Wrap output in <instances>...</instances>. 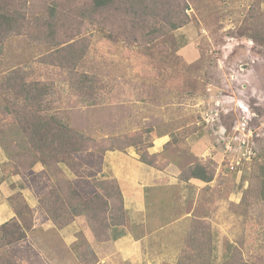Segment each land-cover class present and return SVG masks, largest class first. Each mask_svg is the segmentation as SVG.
Here are the masks:
<instances>
[{
	"label": "rangeland",
	"instance_id": "1",
	"mask_svg": "<svg viewBox=\"0 0 264 264\" xmlns=\"http://www.w3.org/2000/svg\"><path fill=\"white\" fill-rule=\"evenodd\" d=\"M89 1L0 0V12L12 14L20 28L0 37V83L10 72L23 70L28 82H41L52 89L45 103L50 112L97 141L98 146L103 145L100 141H106L105 146H123L136 139L144 148L152 145L155 135L167 133L173 146L164 147L161 161L169 163L170 154H174L181 173L202 164L212 174L211 182H203L200 192L191 188L183 209L171 210L170 205L165 213L156 209L150 256L143 260L139 256L138 264H182L187 256L184 264H264V197L260 191L264 181V45H256L246 35L252 28L264 30V0H177L179 14L173 20L187 16L188 23L174 35H161L157 41L146 37L140 44H128L121 35L111 33L110 26L101 24L104 31L92 30L85 21L77 36L87 46V57L78 71L96 78L93 99L77 93L70 82L71 70L54 56L56 49L77 37L70 28L74 21L64 20L63 28L69 29L54 41L44 38L46 19L53 8L59 17L67 13L68 6H88ZM114 23L121 25L120 21ZM14 97L12 91L4 95L0 90V213L7 211L9 199L19 200L15 196L39 200L44 194L46 200L67 212L71 182L66 171L78 178L82 173L87 176L88 171L79 176L78 168L66 164L50 168L33 164L24 135L13 124ZM199 137L203 148L196 154L192 149ZM131 149L136 147L126 151ZM88 179L81 182L85 194L92 185ZM92 191L80 196L98 192L96 188ZM111 200V210L116 211L118 199ZM15 204L9 207L15 210ZM17 215L26 238L4 246L0 232V264H9L10 259L35 264L39 256L31 246L38 239L25 234L34 224L33 215L24 210ZM1 217L0 225L10 219L9 215ZM75 221L82 228L71 246L77 262L90 261L89 250H97L98 245L102 257H116L111 256V241L104 245L95 241L85 217ZM129 222L131 226L133 222ZM13 233L19 236L20 231L16 228ZM106 234L115 239L113 231ZM48 241L50 249L56 245L52 250L60 252L53 235Z\"/></svg>",
	"mask_w": 264,
	"mask_h": 264
},
{
	"label": "trees",
	"instance_id": "2",
	"mask_svg": "<svg viewBox=\"0 0 264 264\" xmlns=\"http://www.w3.org/2000/svg\"><path fill=\"white\" fill-rule=\"evenodd\" d=\"M176 1L90 0L88 6L84 3L78 6L75 5L72 9L68 6L67 9L69 10L67 13L59 15V17L58 10L53 8V12L46 19L44 38L54 41L53 39L61 31L66 32L69 28H63L64 20L69 19L71 22L72 20L74 21V27H70L75 32L74 36L80 35L84 22L87 21L92 30L104 31V28L100 26L101 24L110 26L109 30L111 33L121 35L128 44H140L139 41L147 38L150 41H157L161 35L163 37L174 35L173 33L177 29L186 25L189 21L187 16H182L178 18L177 22H174L173 19L177 18L179 14L175 4ZM1 10L3 11V8ZM0 14V37L9 36L10 33L20 30L19 26L17 27L16 25V18H13L12 14H8L7 11L0 12ZM108 21L110 23H107ZM117 21L121 22L120 26L114 23ZM246 32V35L256 45H264V30L252 28ZM79 37L71 38L70 40H73L71 44H66L56 49L54 56L60 58L63 67L71 70L69 71L70 82L77 93L93 99L97 88L96 78L78 71V67L82 65L87 57V46L83 44ZM1 46L2 44H0V49L2 48ZM0 90L3 91L4 95L11 91L15 94L11 104L12 111L10 110L15 115L13 124L24 135L28 145L27 152L34 159L33 164H41L46 168H50L55 164H66L71 169L76 170L75 168H78L79 176L85 170V167H89L91 171L96 169L97 173H100L107 151H123L132 146L136 147L140 161L146 165L158 170H164L166 165L170 163L161 161V158L165 156V149L167 150L173 146L171 142L165 146L162 154L154 155L149 154L147 151L151 145L143 148L142 141L134 139L135 136H132L134 140L123 146H114V144L105 146L104 142L106 141H100L103 145L98 146L97 141L91 140V138L80 131L71 128L58 114L50 112V106L45 103L47 102L46 97L51 96L52 89L41 82H28L25 79L23 70H14L8 76H5L4 81L0 83ZM41 105H43V109ZM6 110L9 109L6 108ZM38 111L40 115L37 114ZM74 165L77 166L73 167ZM80 177H83V173ZM180 178L183 180L196 179L208 183L211 182L213 176L205 166L196 164L181 173ZM90 182L98 192L87 198H82L81 194L73 187V184H70L71 199L69 200L70 205L67 212H65L64 208L56 207V204L46 200V196H44L46 194L42 195L41 198L39 197V203L57 228L62 229L72 222V218L66 217L72 212L75 217L83 216L86 218L88 224L91 225L95 241L106 243L111 240V237L110 239L108 238L110 235L106 233L113 228L130 226L129 218H127L124 209L123 195L118 182L114 179L106 180L91 176ZM27 187L32 189L29 185ZM260 191L264 197L263 180ZM15 197L19 200H8L10 205L16 201V204L13 205L15 211L18 213L20 210H24L32 216V212L25 200L18 196ZM76 198L79 200H74ZM113 198L118 199L116 200L118 202L115 207L116 211L111 210L113 208L111 199ZM62 201L67 202V200ZM73 201H76L77 205H73ZM16 228L17 231H20L19 236H15L16 233H13ZM0 232H2L3 240L6 241L4 246L12 245L18 241L21 242L26 238L21 233L20 222L17 219L0 226ZM89 252L91 259L83 264H97L99 258L95 251L91 249ZM200 257L204 259L202 255ZM187 258L189 257L187 256ZM186 259L183 258L182 264L186 262ZM10 260L7 261L9 264H18L15 260Z\"/></svg>",
	"mask_w": 264,
	"mask_h": 264
},
{
	"label": "crops",
	"instance_id": "3",
	"mask_svg": "<svg viewBox=\"0 0 264 264\" xmlns=\"http://www.w3.org/2000/svg\"><path fill=\"white\" fill-rule=\"evenodd\" d=\"M171 139L172 136L167 133L155 135L152 145L149 148V153L151 155L161 154L164 147ZM200 140L201 137H199L197 144H193L192 152H196V154L203 148V146L200 145ZM174 150H176V153L178 152L176 146H174ZM169 159L170 163L166 165V168L164 170H158L142 163L135 149H131V151H107L100 173H97L96 169L91 171L89 167H85L88 171L87 176L78 178L71 173L70 170L66 171L73 187L84 196L93 193L92 190L95 189L93 185L90 184L88 188L85 187L88 191L87 194L82 191L81 188H83L85 184H81V182L88 179L87 177H89L88 180L90 181L91 176H96L100 179L116 180L123 195L124 209L130 218L129 220L133 222L129 227H115L111 230L115 236L114 240H110L114 245V251L111 256H116L117 258L115 257L111 260L107 255L102 257L100 255L102 250H100L99 245V251H97L98 248L97 250L95 248V250L93 249L99 258L97 264H116L117 260L119 264L120 262L124 264L127 261L131 264H138L139 261L141 262L139 256L142 260L145 259L144 257H149V239L156 236L154 235L155 230L151 231L153 218L157 217L154 214L156 213V209L159 212L163 211L165 213L167 206L170 205L171 210L175 208L178 211L179 208H182V203L184 201L190 200L191 188L194 192H200V190L203 189L205 184L200 180L181 179V164L174 162V154H170ZM79 182L80 184H78ZM197 199L198 197H196L195 200ZM25 202L28 204L34 219V224L30 233L26 232L27 238L30 239L33 236L38 239L34 241L33 246H31V251H34L39 256L35 257V264H55L56 261L54 258L59 261V264H81L79 261L77 262V257H75L71 250V246L77 241V233L82 229L77 225L79 222L75 220L83 216L75 217L72 212L69 213L66 217L74 218L73 221L66 227L59 229L50 220L49 216L46 215L43 208H41L39 200H27L25 198ZM9 205V203L6 205L7 211L3 214L0 213V220L3 219L1 217L2 215H5V217L9 215V221L13 219L19 220L16 211L12 209L13 207L10 208ZM153 205L154 207L152 209ZM183 216L185 219L188 214L186 213V215ZM42 220H44V222L40 223ZM114 229L117 232H115ZM49 235H53L59 242L60 252L57 253L52 250L56 245L50 249V241H48ZM40 237L44 240H41ZM107 243L108 242L99 244L104 245ZM102 248L105 249L104 246H102ZM59 253L61 254L58 255ZM26 261L29 262L27 259Z\"/></svg>",
	"mask_w": 264,
	"mask_h": 264
},
{
	"label": "clouds",
	"instance_id": "4",
	"mask_svg": "<svg viewBox=\"0 0 264 264\" xmlns=\"http://www.w3.org/2000/svg\"><path fill=\"white\" fill-rule=\"evenodd\" d=\"M241 108V107H240ZM242 109V108H241Z\"/></svg>",
	"mask_w": 264,
	"mask_h": 264
}]
</instances>
